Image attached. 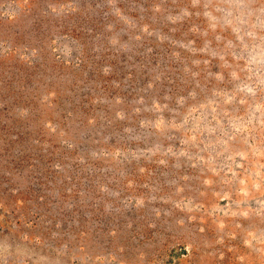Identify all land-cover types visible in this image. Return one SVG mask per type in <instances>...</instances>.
Listing matches in <instances>:
<instances>
[{"label": "rangeland", "instance_id": "rangeland-1", "mask_svg": "<svg viewBox=\"0 0 264 264\" xmlns=\"http://www.w3.org/2000/svg\"><path fill=\"white\" fill-rule=\"evenodd\" d=\"M0 264H264V0H0Z\"/></svg>", "mask_w": 264, "mask_h": 264}]
</instances>
